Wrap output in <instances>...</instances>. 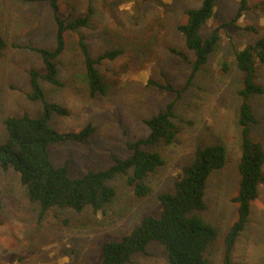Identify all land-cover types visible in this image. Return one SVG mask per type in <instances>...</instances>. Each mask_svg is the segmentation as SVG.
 <instances>
[{"label": "rangeland", "instance_id": "374dc122", "mask_svg": "<svg viewBox=\"0 0 264 264\" xmlns=\"http://www.w3.org/2000/svg\"><path fill=\"white\" fill-rule=\"evenodd\" d=\"M202 0H58V14L72 18L88 14V25L64 32V49L55 59L59 84L39 78L45 99L67 109V115L51 113L48 123L60 132L80 131L87 124L95 132L84 142L59 141L48 145L55 166L66 164L70 176L88 170H103L131 151L128 141L145 137L144 119L174 101L179 132L174 141L144 146L159 151L164 164L147 179L150 194L139 198L127 183L132 173L118 174L108 183L116 195L107 212L90 208L75 211L51 208L40 215L39 206L25 195L18 174L0 168V264H100L102 243L120 240L140 224L146 215L157 216V198L169 191L182 166L193 158L195 148L223 142L227 157L222 168L207 179L206 207L198 211L218 229L214 244L206 251L211 264H264V183L252 201L244 229L226 255L224 237L237 218L232 200L238 191L241 134L237 123L242 73L234 50H240L264 35V0H248V9L235 21L238 1L215 0L214 12L201 29L208 36L218 25L220 39L208 60L197 70L181 96L148 84L170 82L183 87L191 63L174 53L178 49L193 61L195 54L184 42L178 25L186 21L184 11L197 8ZM232 23V24H229ZM252 25L255 30L244 27ZM0 34L5 47L0 51V143L6 137L5 119L44 112L42 100H31L29 70L45 72L42 57L30 47L53 49L56 24L48 1L0 0ZM83 37L92 57L120 49L114 59L97 64L110 85L105 95L91 96L86 87L78 45ZM225 65V66H224ZM255 80L264 88V63L258 62ZM255 121L251 137L264 148V91L251 95ZM264 168V167H263ZM228 257V258H227ZM126 264H167L164 246L151 241L145 253H135Z\"/></svg>", "mask_w": 264, "mask_h": 264}, {"label": "trees", "instance_id": "16d2710c", "mask_svg": "<svg viewBox=\"0 0 264 264\" xmlns=\"http://www.w3.org/2000/svg\"><path fill=\"white\" fill-rule=\"evenodd\" d=\"M21 1L49 2L56 24V45L51 50L30 47L41 55L45 72L41 73L34 68L29 70L30 92L27 96L31 100H42L44 112L38 117L25 113L5 119L6 137L0 143V168L5 171L12 169L18 174L26 197L38 204L41 216L51 208H70L78 212L90 208L94 213H106L116 195L115 188L108 181L118 174H127L129 169H132V173L127 176V183L132 187L134 194L139 198L149 195L151 187L147 179L164 164V158L159 151H151L144 146L174 141L179 132V126L174 121V101L168 102L156 114L144 119L149 132L145 137L126 143L131 151L128 156L121 158L114 155L113 164L106 169H91L82 176H70L66 164H53L47 151L48 145L59 141L84 142L95 132V127L89 123L80 131L60 132L54 129L48 123L51 113L67 115L68 111L63 106L45 99L39 78L55 85L59 84L55 59L64 49V32L87 26L89 16L86 14L69 19L62 18L58 14V0ZM237 1V12L231 22H235L249 7L248 0ZM214 5L215 0H202L199 7L187 8L184 11L186 21L178 25L186 47L195 54V59L191 61L186 53L172 49L191 63V72L186 84L176 88L170 82L163 84L152 79L148 80V84L175 91L178 96L182 95L195 72L207 62L217 45L220 27L226 25H218L208 36H202L201 29L213 15ZM244 28L255 30L252 25H246ZM78 45L89 94L105 95L110 85L99 72L97 64L104 59L116 58L121 50L110 49L92 57L82 36L78 38ZM4 47L5 40L0 34V51ZM234 59L242 73L241 87L238 89L241 102L237 118L241 134V154L238 162V191L232 199L237 205V218L224 237L227 256L248 221L252 201L258 196L259 185L264 183V148L251 137V124L256 118L248 102L251 95L264 91L263 86L255 80L257 63H264V35L240 50L235 49ZM226 157L227 148L223 142L198 145L192 160L184 164L177 173L172 189L158 194L157 198L162 205L160 213L157 216H144L140 224L120 240L104 241L100 264L129 263L135 253H145L146 246L151 241H158L164 246L167 264H211L206 257V251L214 244L218 229L200 216L198 211L206 207L204 197L208 177L214 170L223 167Z\"/></svg>", "mask_w": 264, "mask_h": 264}]
</instances>
